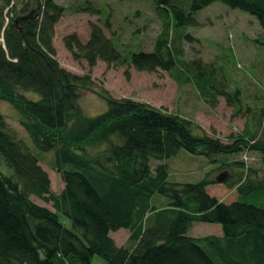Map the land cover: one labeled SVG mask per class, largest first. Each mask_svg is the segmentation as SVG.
I'll return each mask as SVG.
<instances>
[{"label":"trees","instance_id":"16d2710c","mask_svg":"<svg viewBox=\"0 0 264 264\" xmlns=\"http://www.w3.org/2000/svg\"><path fill=\"white\" fill-rule=\"evenodd\" d=\"M17 1L0 3V36L16 59L7 61L0 50V99L18 112L34 149L52 152L50 166L63 185L52 191L40 154L0 114V156L11 169L9 175L0 171V264H55L60 257L66 264H91L94 256L107 264H264V172L241 170L242 162L230 161L244 149L259 151L264 161V140L257 138L256 127L222 142L196 132L190 118L106 93H101L106 109L84 115L78 89L91 84L89 74L61 67L52 42L64 7L55 0H26L16 11ZM214 1L252 15L264 31V0H153L161 29L150 51L122 55L96 23L90 24L86 42L75 33L62 40L73 58H84L90 67L102 60L161 69L178 84H193L209 103L218 96L237 101L239 89H226L221 68L182 58V40L191 37L181 27L197 24L195 13ZM76 8L99 13L90 3ZM103 25L109 27L108 17ZM180 150L224 165L229 177L222 182L235 188L236 199L223 202L209 194L206 186L217 180L206 175L197 182L168 179L167 160ZM151 159L158 161L153 168ZM193 222L217 223L220 235L190 236ZM119 229L128 232L125 244L110 236Z\"/></svg>","mask_w":264,"mask_h":264},{"label":"rangeland","instance_id":"374dc122","mask_svg":"<svg viewBox=\"0 0 264 264\" xmlns=\"http://www.w3.org/2000/svg\"><path fill=\"white\" fill-rule=\"evenodd\" d=\"M22 1L26 0L13 4L16 11L20 9ZM55 1L64 7L62 16L54 26L52 42L55 58L65 70L76 75L88 73L91 80L88 88L78 89L77 105L84 115L94 116L103 112L107 105L101 93H106L113 98H131L190 118L196 125V132L218 138L222 142H231L244 129L255 127L257 138L264 140V31L252 15L214 1L195 13L197 24L181 27V31L191 37L182 40V58H199L204 63L221 68L226 89H239V100L227 97L225 100L224 96H218L213 104L204 100L193 84H178L165 70H136L125 64H107L102 60H97L90 67L84 58H73L64 46L63 37L71 33H75L82 43L86 42L90 34V24L96 23L106 37L112 38L113 44L122 55L131 51L152 50L153 42L161 29V20L154 11L153 0ZM88 3L99 9V13L77 11V4L81 6ZM10 6L11 3L4 9L6 21ZM107 17L108 28L103 25ZM0 50L7 61L16 62L15 58L9 57L3 36H0ZM24 94L31 99L39 98V95L32 91H24ZM246 105L250 108L247 109ZM0 114L16 136L27 142L34 153L40 154V165L48 174L51 189L58 193L63 184L59 174L50 166L52 152L41 154L34 149L19 123L18 112L9 102L1 99ZM86 148L91 150L89 146ZM179 154L167 160L168 179L172 181L197 182L205 175L207 179H216L219 176L223 180L229 177L228 173L224 174V165L221 169L216 163L209 164L204 157L183 150H180ZM232 160L242 162L241 170L252 168L257 170L259 175L264 172L263 155L257 150L244 149L231 156L230 161ZM157 163L156 160H150L152 168ZM0 171L6 175L11 174V169L6 166L1 156ZM222 180L207 185L206 191L223 202L236 199L235 188L224 184ZM31 199L35 203L45 205L36 197L32 196ZM45 206L49 207L48 204ZM58 216L66 227L72 228L68 218L61 214ZM220 230L217 223L193 222L187 234L193 237L220 235ZM111 235L117 244L127 243L124 231ZM55 264H65V259L60 257ZM91 264L107 263L99 256H94Z\"/></svg>","mask_w":264,"mask_h":264},{"label":"crops","instance_id":"0c3cea01","mask_svg":"<svg viewBox=\"0 0 264 264\" xmlns=\"http://www.w3.org/2000/svg\"><path fill=\"white\" fill-rule=\"evenodd\" d=\"M118 231H124L125 233H126V238H127V235H128V232H127V230H125V229H119V230H117V231H115V232H118ZM115 232H110V236L112 237V233H115ZM113 238V237H112ZM126 238H125V241H126ZM114 239V238H113ZM115 241V240H114ZM116 243V242H115ZM117 244V243H116ZM123 244V243H122ZM117 245H121V244H117ZM64 259V258H63ZM65 264H66V261H65Z\"/></svg>","mask_w":264,"mask_h":264},{"label":"water","instance_id":"95a60500","mask_svg":"<svg viewBox=\"0 0 264 264\" xmlns=\"http://www.w3.org/2000/svg\"><path fill=\"white\" fill-rule=\"evenodd\" d=\"M216 180H217V181H221V180H222V177H219V176H218V177H216Z\"/></svg>","mask_w":264,"mask_h":264}]
</instances>
